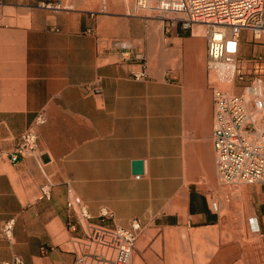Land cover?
Masks as SVG:
<instances>
[{
    "label": "crops",
    "instance_id": "0c3cea01",
    "mask_svg": "<svg viewBox=\"0 0 264 264\" xmlns=\"http://www.w3.org/2000/svg\"><path fill=\"white\" fill-rule=\"evenodd\" d=\"M50 1L57 0H0L2 152L8 156L30 128L37 135L36 155L0 160V263L81 264L83 236L66 212L74 199L95 223L107 210L110 225L139 220L143 237L169 244L154 264H264V186L243 190L219 174L203 27L195 34L173 27L164 45L141 48L139 19L124 0H62L59 12L41 7ZM129 49L146 62L124 61ZM261 56L264 43H242L241 61ZM92 84L102 94H87ZM9 219L12 241L1 235ZM228 235L249 242L220 244ZM185 242L203 243L207 260L196 263L194 253L177 260L173 247ZM141 248L132 264H143Z\"/></svg>",
    "mask_w": 264,
    "mask_h": 264
},
{
    "label": "built area",
    "instance_id": "2783aa9c",
    "mask_svg": "<svg viewBox=\"0 0 264 264\" xmlns=\"http://www.w3.org/2000/svg\"><path fill=\"white\" fill-rule=\"evenodd\" d=\"M139 12L148 18L157 17L168 22V29L180 26L194 32L196 26L206 29V70L211 76L224 70L227 78H237L246 84L242 94H230L212 85L214 111V148L221 180L227 185L245 187L264 186V57H255L249 63L241 61V45L249 34L252 43L264 38V0H136ZM43 9L59 12L65 9L62 0L42 3ZM123 60L145 61L142 53L131 49ZM261 71L249 82L250 70ZM146 73L136 74V79ZM103 89L98 84L87 87V94L100 95ZM45 122L38 117V124ZM37 151V135L30 128L25 131L14 150L7 156L0 146V160L8 157L17 164L25 156H34ZM140 179L141 176H136ZM42 196L50 199V189H41ZM212 207L218 210L213 202ZM69 226L79 230L82 238L77 242V260L81 264H132L136 244L143 233L139 220H132L126 228L110 225L113 215L102 210L99 223L86 206L70 199L66 205ZM15 219L4 222L1 235L12 241ZM0 264H24L19 258Z\"/></svg>",
    "mask_w": 264,
    "mask_h": 264
},
{
    "label": "rangeland",
    "instance_id": "374dc122",
    "mask_svg": "<svg viewBox=\"0 0 264 264\" xmlns=\"http://www.w3.org/2000/svg\"><path fill=\"white\" fill-rule=\"evenodd\" d=\"M124 1H125L124 7H125L126 12L129 15L135 16L139 19V23L137 25H134V34L136 37L140 36L141 40L136 42V44L140 45L141 48H143V44H147L148 41L150 43H154L156 46L164 45L165 40H166L164 33L168 29V26H169L168 22L167 21L163 22L162 19H159L157 17L148 18L142 12H139L138 14H136V12L138 11V8L135 6L136 0H124ZM197 27L198 26H196L194 28V34H195V31L197 30ZM145 28L150 30V33L152 34L150 38H146V36L143 35L144 34L143 31L145 30ZM202 30L204 32L203 45H204L205 50L207 51V40L205 38V28L203 27ZM136 34H138V35H136ZM244 42H246V44L252 43V40H251L249 34H246L244 36ZM258 42L260 44L264 43V38L260 39ZM144 62H146V59ZM174 64L176 65V60H173V68H172L173 73L175 71H177V67H174ZM246 67L248 68L246 71L248 73L247 77H249V82H250L251 80H253V78L256 75V74H254L255 70H253V69L250 70L249 69V68H251L250 65H247ZM210 79H211L210 82L215 83L216 86L220 90H223V91L228 92L230 94H242L244 92V88L246 86V84L239 81L237 78H231V79L227 78L226 72L224 70H218L217 72H215L213 75L210 76ZM230 186H232V185H230ZM240 188L243 190L246 189V187L244 185H240ZM253 235L254 234L251 235L249 233L250 239L255 241L254 240L255 237ZM139 242L142 243V248L140 250L143 251V253H145V259L143 260L144 261L143 264H154L155 262H163V260H164L163 259V252L165 251V248H167V246L169 247V244L165 245L160 240L155 241L154 239L145 238L142 235L136 244V249L138 247ZM237 242L238 243L239 242H241V243L249 242V238L242 236V235H238V236L228 235L220 241V244L237 243ZM203 248H204L203 243L198 242V243L192 244V243L185 242L182 244H175L173 247V250L175 252L177 251V255H176L177 260H180L179 259L180 256H182L184 258L185 256H192L191 254L194 253L195 260L197 263L203 258H205V260H207L208 252L205 253L203 251ZM214 248L215 247H213L212 249H214ZM154 253H156L158 256H155ZM134 256H135V253H134ZM198 256H199V258H198ZM252 258H254V255H252ZM154 260H156V261H154Z\"/></svg>",
    "mask_w": 264,
    "mask_h": 264
},
{
    "label": "water",
    "instance_id": "95a60500",
    "mask_svg": "<svg viewBox=\"0 0 264 264\" xmlns=\"http://www.w3.org/2000/svg\"><path fill=\"white\" fill-rule=\"evenodd\" d=\"M133 174L136 176H141L144 174V162L143 161H133L132 162Z\"/></svg>",
    "mask_w": 264,
    "mask_h": 264
},
{
    "label": "bare ground",
    "instance_id": "6f19581e",
    "mask_svg": "<svg viewBox=\"0 0 264 264\" xmlns=\"http://www.w3.org/2000/svg\"><path fill=\"white\" fill-rule=\"evenodd\" d=\"M199 27V26H198ZM201 27H203V26H201ZM205 34H206V29H205Z\"/></svg>",
    "mask_w": 264,
    "mask_h": 264
}]
</instances>
